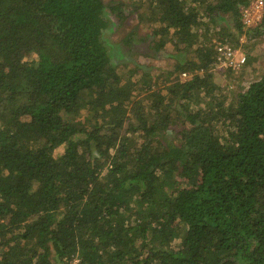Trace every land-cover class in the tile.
Masks as SVG:
<instances>
[{
  "label": "trees",
  "instance_id": "obj_1",
  "mask_svg": "<svg viewBox=\"0 0 264 264\" xmlns=\"http://www.w3.org/2000/svg\"><path fill=\"white\" fill-rule=\"evenodd\" d=\"M251 1L143 5L155 47L194 54L163 94L113 62L124 5L0 0V264H264V75L229 101L213 70L219 42L264 28ZM200 8L232 29L199 43Z\"/></svg>",
  "mask_w": 264,
  "mask_h": 264
},
{
  "label": "rangeland",
  "instance_id": "obj_2",
  "mask_svg": "<svg viewBox=\"0 0 264 264\" xmlns=\"http://www.w3.org/2000/svg\"><path fill=\"white\" fill-rule=\"evenodd\" d=\"M104 2L108 11L111 6L124 5V12L121 16L119 14L121 12H116L114 15L110 11L111 23L104 32V38L108 42L118 72L123 77L132 74L134 76L132 79L137 81L136 87L138 88L146 87L142 77L147 76L157 90L167 94V87L175 77L171 76L169 80L168 72L174 69L181 59L194 58L193 51H190L192 48L180 45L177 49L172 40H166L164 47L160 50L155 47L156 41L161 36L154 35V30L159 28V24L151 20L150 12L147 11V7L143 6L148 4V0H104ZM199 23L201 24L197 27L201 35L199 43L205 34L213 40L218 37L217 32L222 28L232 29L233 25L230 14H219L214 21H211L209 17L203 15L201 8ZM253 36L255 38H248V34H243L239 38V43L235 40L230 41L244 51L247 57H250L249 64L237 70L213 69L215 83L220 87L217 94L227 96L229 101L235 100L240 92L246 90L252 82L264 75V28H260ZM134 93L135 97L145 98V104L150 100L146 98L147 90L135 89ZM181 130L182 125L180 124L172 126L167 132L166 139L178 144ZM179 242L180 239L174 245H178Z\"/></svg>",
  "mask_w": 264,
  "mask_h": 264
},
{
  "label": "built area",
  "instance_id": "obj_3",
  "mask_svg": "<svg viewBox=\"0 0 264 264\" xmlns=\"http://www.w3.org/2000/svg\"><path fill=\"white\" fill-rule=\"evenodd\" d=\"M242 21L247 28H255L261 24L264 17V0H252L242 11ZM215 69L237 70L247 62V55L239 47L231 43L219 42L216 48ZM236 68V69H235ZM186 77L187 73H182Z\"/></svg>",
  "mask_w": 264,
  "mask_h": 264
}]
</instances>
